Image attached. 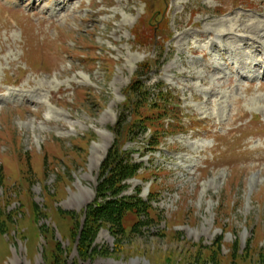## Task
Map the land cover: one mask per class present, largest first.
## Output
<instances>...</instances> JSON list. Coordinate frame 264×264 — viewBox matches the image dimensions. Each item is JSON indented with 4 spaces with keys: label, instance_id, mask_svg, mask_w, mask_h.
<instances>
[{
    "label": "rangeland",
    "instance_id": "rangeland-1",
    "mask_svg": "<svg viewBox=\"0 0 264 264\" xmlns=\"http://www.w3.org/2000/svg\"><path fill=\"white\" fill-rule=\"evenodd\" d=\"M35 2L0 4V264H264V0ZM137 75L178 98L174 123L127 109ZM119 132L143 165L123 195L153 211L135 233L133 215L100 228L83 259Z\"/></svg>",
    "mask_w": 264,
    "mask_h": 264
},
{
    "label": "trees",
    "instance_id": "trees-1",
    "mask_svg": "<svg viewBox=\"0 0 264 264\" xmlns=\"http://www.w3.org/2000/svg\"><path fill=\"white\" fill-rule=\"evenodd\" d=\"M146 66L148 65L143 64L141 70L143 68L145 69ZM126 92L127 101L125 105L128 110L131 108L136 115L137 111L146 107L148 102H151V105L153 106L151 109L156 108L164 113V115H170L171 117L169 119L173 123L181 114L180 101H178V98L168 91L167 93L161 91L157 96L153 95L152 97V94L144 87L139 75L134 78V81L128 86ZM130 104L132 107H130ZM149 117L150 116L143 118L147 121H152ZM143 118H135L132 125L133 128H138L140 125L146 129L147 124L145 126L146 121H143ZM178 121L177 124L182 125L180 121ZM173 123L169 122L168 128H173ZM149 127H156L154 121ZM122 128L124 130H129L130 126L128 128L123 126ZM159 132H161V130ZM153 136H155V134H152L148 141L151 146L150 150H155L158 147V139L161 137L160 133H158V138L154 141L155 138H153ZM122 137L121 132H119L117 141L109 150L108 155L102 164L101 179L96 188L98 202L87 209V217L81 232L79 233L80 238L78 241V250L83 259L88 257L89 249L91 248L100 228L106 226L113 235L116 237L119 235L121 236L127 232L124 224L126 217L133 215L136 218V222L132 227V232L135 233L138 228L146 226V222L151 217V212L153 211L149 201L144 200L140 196L141 188H137L133 194L123 195L128 189L126 184L127 180L136 177L143 165L134 162L130 153L123 150V143L121 144L120 142ZM92 250L95 251V249ZM54 264L67 263L62 262L58 257Z\"/></svg>",
    "mask_w": 264,
    "mask_h": 264
},
{
    "label": "bare ground",
    "instance_id": "bare-ground-1",
    "mask_svg": "<svg viewBox=\"0 0 264 264\" xmlns=\"http://www.w3.org/2000/svg\"><path fill=\"white\" fill-rule=\"evenodd\" d=\"M235 33H233V35H234ZM228 36V35H227ZM217 37H220L219 39L221 40V39H223V43L224 42H227V39H226V37H222V36H217ZM257 38H258V40L260 41V39H259V37L257 36ZM213 39V38H212ZM251 40H253L254 42H252V44L250 45L251 47H253L256 43H258V40L257 39H251ZM198 42H199V40H198ZM206 42V41H205ZM246 44H247V46H246ZM213 46H215L216 45V48H217V50L220 48V46H219V44H217V43H214V39H213V44H212ZM243 46L245 47H248L249 45H248V41L246 40L244 43H243ZM221 49V48H220ZM252 55V54H251ZM258 64H255V67H258L259 65H261V64H263V60L262 59H258V62H257ZM258 68H260V67H258ZM256 69V68H255ZM254 69V71L255 72H257V69L255 70ZM258 72H260V70H258Z\"/></svg>",
    "mask_w": 264,
    "mask_h": 264
}]
</instances>
